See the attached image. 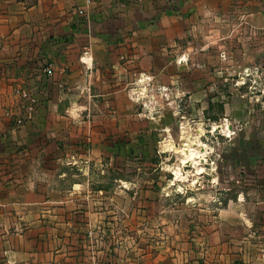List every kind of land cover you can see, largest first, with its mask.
<instances>
[{"label":"crops","instance_id":"crops-1","mask_svg":"<svg viewBox=\"0 0 264 264\" xmlns=\"http://www.w3.org/2000/svg\"><path fill=\"white\" fill-rule=\"evenodd\" d=\"M202 1L0 0V264H136L110 238L118 232L102 224V207H92L105 200L97 193L100 183L94 187L87 179L86 156L73 149L81 135L42 133L44 126L59 132L75 120L88 106L78 98L83 92L103 88V102L121 114L133 112L127 93L140 78L182 91L179 73L189 61L204 70L201 60L211 54L198 25ZM235 1L218 0L208 10L216 21L228 13L229 37L236 36L240 18L261 17L250 0L243 9ZM49 63L53 76L45 72ZM23 91L49 98L16 130L8 111ZM44 115L51 117L48 125ZM114 119L117 126L118 115ZM124 181L120 186L128 188ZM92 187L98 189L89 192ZM210 257L173 261L163 250L153 264H237L233 257Z\"/></svg>","mask_w":264,"mask_h":264},{"label":"rangeland","instance_id":"rangeland-1","mask_svg":"<svg viewBox=\"0 0 264 264\" xmlns=\"http://www.w3.org/2000/svg\"><path fill=\"white\" fill-rule=\"evenodd\" d=\"M217 1L201 2L198 25L211 54L200 59L204 70L189 61L179 73L182 91L149 80L139 96L135 84L127 93L133 112L120 114L97 88L81 93L87 108L62 130L44 126L42 135H81L73 149L86 156L87 179L94 187L100 183L97 193L105 200L92 207H102V224L118 232L110 238L136 264H153L163 250L173 261L215 253L237 264H264V0H250L261 17L240 18L233 37L228 13L216 21L208 11ZM246 2L235 4L243 9ZM217 67L223 73L216 74ZM16 94L8 114L17 130L44 108L37 105L49 94Z\"/></svg>","mask_w":264,"mask_h":264},{"label":"built area","instance_id":"built-area-1","mask_svg":"<svg viewBox=\"0 0 264 264\" xmlns=\"http://www.w3.org/2000/svg\"><path fill=\"white\" fill-rule=\"evenodd\" d=\"M88 1H92V0H88ZM86 12V9L83 8V7H78L77 8V13L82 15V14H85ZM53 71H54V68H53V63H49L46 67H45V72L48 74V75H53ZM249 72V70H247Z\"/></svg>","mask_w":264,"mask_h":264},{"label":"bare ground","instance_id":"bare-ground-1","mask_svg":"<svg viewBox=\"0 0 264 264\" xmlns=\"http://www.w3.org/2000/svg\"><path fill=\"white\" fill-rule=\"evenodd\" d=\"M150 78L148 77V79H146V81H141V78H140V86L138 88H135V93H138L139 96H141L144 92H147L148 91V88H147V83H148V80ZM191 133V132H190ZM180 189V188H179Z\"/></svg>","mask_w":264,"mask_h":264}]
</instances>
